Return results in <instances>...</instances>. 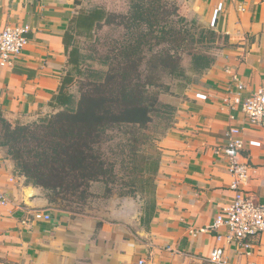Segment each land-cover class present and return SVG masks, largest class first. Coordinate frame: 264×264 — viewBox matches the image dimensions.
I'll use <instances>...</instances> for the list:
<instances>
[{"label": "crops", "instance_id": "1", "mask_svg": "<svg viewBox=\"0 0 264 264\" xmlns=\"http://www.w3.org/2000/svg\"><path fill=\"white\" fill-rule=\"evenodd\" d=\"M179 1L189 4L191 17L211 23L224 43L212 67L171 87L167 102L176 111L156 140L153 190L63 209L43 187L27 183L0 146V187L9 199L0 206V264H210L218 246L229 264H264V234L246 256L217 240L213 228L234 196L227 159L218 152L231 125L242 130L252 167L245 188L264 201V127L227 102L237 92L231 73L246 86L243 96L264 86V0ZM78 12L76 0H0V28H32L14 64L0 65V112L13 125L59 111L51 101L68 68L64 33Z\"/></svg>", "mask_w": 264, "mask_h": 264}, {"label": "trees", "instance_id": "2", "mask_svg": "<svg viewBox=\"0 0 264 264\" xmlns=\"http://www.w3.org/2000/svg\"><path fill=\"white\" fill-rule=\"evenodd\" d=\"M189 9L187 2L179 0H130L129 12L121 15L126 34L114 53L101 60L107 69H86L83 62L89 57L74 41L77 35H91L111 14L101 7L79 11L64 33L68 68L51 101L59 111L17 125L0 112V146L7 149L27 183L48 192L50 202L75 210L72 205L85 204L94 195L92 184L100 181L106 185L105 197L114 193L116 164L104 150L112 129L132 127L133 169L143 170L136 162L141 146L150 142L147 130L154 112L164 114L167 129L176 111L159 99L162 80L187 78L185 50L194 74L203 73L216 61L214 53L191 47L204 37L196 38L188 28ZM155 46L161 49L153 51ZM146 50L152 52L148 60ZM76 83L80 96L70 90ZM164 88L171 89V85Z\"/></svg>", "mask_w": 264, "mask_h": 264}, {"label": "rangeland", "instance_id": "3", "mask_svg": "<svg viewBox=\"0 0 264 264\" xmlns=\"http://www.w3.org/2000/svg\"><path fill=\"white\" fill-rule=\"evenodd\" d=\"M76 5L79 6V11L90 10L96 7H101L107 10L111 15L103 20V22L97 26L91 35L81 34L77 35L74 44L79 46L82 52L88 55V59L83 62V66L87 68L107 69L106 65L101 63L102 58L113 54L114 48L119 45V42L126 34V28L124 26L123 17L121 15L127 14L130 10V0H76ZM193 15V14H192ZM188 28L192 32L196 33V38H203L204 41L191 44V47L195 45L199 50L209 51L216 53L218 48L223 46V36L219 34L214 27L210 24H206L204 20L197 14L188 18ZM160 46H155L153 51H159ZM192 49V48H189ZM147 52V60L151 57L152 52ZM184 65L188 72L187 78L170 79L168 77L162 80L163 85L159 87L160 95L159 99L163 101L172 100L171 89L166 90L165 85L173 86L174 83H182L184 80L192 81L198 76L190 73L191 63L188 50L183 52ZM85 77V76H84ZM80 77L78 78V80ZM85 79V78H84ZM87 81V80H84ZM70 90L77 96H80L78 84H74L70 87ZM252 92V91H251ZM162 111V109H161ZM164 114L154 112L153 121L150 123L147 133L151 135L150 142L141 146V153L138 159L140 166H143V170L133 169L132 164V140L131 136L132 127H120L112 129L106 135L104 142V150L111 161L116 164L117 179L113 184V192L117 194L127 193L132 194L136 190H144L147 192L153 190L154 168L157 164L158 149L156 140L167 131V120L163 116ZM147 157V159H146ZM145 167V170H144ZM146 188V189H145ZM106 185L104 182H94L92 184V193L94 194L89 200L79 205L74 203L72 206L76 207L75 210H81L87 206L90 201L104 196ZM48 194V192H47ZM72 210V209H71Z\"/></svg>", "mask_w": 264, "mask_h": 264}, {"label": "built area", "instance_id": "4", "mask_svg": "<svg viewBox=\"0 0 264 264\" xmlns=\"http://www.w3.org/2000/svg\"><path fill=\"white\" fill-rule=\"evenodd\" d=\"M31 26L27 23H11L0 28V65L12 66L29 43ZM232 81L236 83L237 92L234 100L229 102L232 109H239L250 124L264 127V86L243 96L246 86L236 73ZM226 144L218 150L222 153L233 176L230 188L234 193L231 203L217 213L213 228L217 240H225L233 245L238 254L252 256L258 247L260 237L264 234V201L256 199L246 188L250 178L251 164L243 155L246 143L238 125H231L225 132ZM9 203L6 192L0 187V206ZM41 218V214H37ZM210 264H229L226 250L222 246L215 249ZM250 264H258L253 261Z\"/></svg>", "mask_w": 264, "mask_h": 264}]
</instances>
